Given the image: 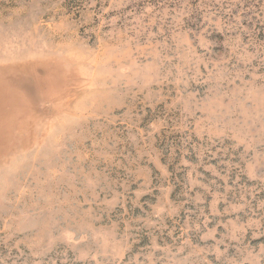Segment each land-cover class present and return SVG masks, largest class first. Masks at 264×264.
Wrapping results in <instances>:
<instances>
[{
    "label": "rangeland",
    "instance_id": "obj_1",
    "mask_svg": "<svg viewBox=\"0 0 264 264\" xmlns=\"http://www.w3.org/2000/svg\"><path fill=\"white\" fill-rule=\"evenodd\" d=\"M0 264H264V0H0Z\"/></svg>",
    "mask_w": 264,
    "mask_h": 264
}]
</instances>
